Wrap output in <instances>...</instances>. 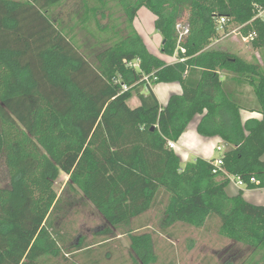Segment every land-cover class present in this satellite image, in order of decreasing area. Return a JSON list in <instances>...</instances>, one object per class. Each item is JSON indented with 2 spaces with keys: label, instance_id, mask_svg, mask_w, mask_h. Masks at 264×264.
I'll list each match as a JSON object with an SVG mask.
<instances>
[{
  "label": "trees",
  "instance_id": "16d2710c",
  "mask_svg": "<svg viewBox=\"0 0 264 264\" xmlns=\"http://www.w3.org/2000/svg\"><path fill=\"white\" fill-rule=\"evenodd\" d=\"M117 1L126 31L117 23L102 27L98 7L86 0L84 28L106 45L92 62L51 17L62 0H0V161L10 180L0 186V264H52L62 254L57 218L64 194L54 188L61 172L69 175L66 190L102 214L105 236L164 203L165 228L178 222L206 228L212 220L219 225L218 217L223 235L264 248V205L246 200L242 190L228 193V174L264 186V64L210 46L220 37L219 17L227 16L247 23L243 32L255 31L251 43L264 50V19L252 20L264 0ZM143 6L156 16L161 52L185 49L177 61L152 53L136 29ZM185 19L189 33L178 47L177 25ZM159 82H179L183 93L164 106L152 88ZM245 82L254 106L238 93ZM134 96L139 104L132 107ZM241 109L263 118L243 122ZM197 115L201 135L230 146L222 155L227 174L213 172V159L184 164L170 148ZM130 234L135 263L153 262L152 234ZM91 245L76 250L87 253Z\"/></svg>",
  "mask_w": 264,
  "mask_h": 264
},
{
  "label": "rangeland",
  "instance_id": "374dc122",
  "mask_svg": "<svg viewBox=\"0 0 264 264\" xmlns=\"http://www.w3.org/2000/svg\"><path fill=\"white\" fill-rule=\"evenodd\" d=\"M85 3L86 0H62L52 10L51 17L63 30L74 37L89 59L96 62L97 54L106 45L102 41L98 42L94 39L90 32L84 28V23L81 20L86 14ZM89 4L98 7L97 18L102 27L117 23L120 29H126V17L122 6L117 0H110L106 7L101 6L96 0H89ZM155 20V14L149 8L143 6L138 11L134 25L145 40L149 50L157 56H161L160 48L163 37L156 29ZM185 22L186 19L181 20L179 23ZM97 26L99 24L97 25L94 19H91V27L95 30ZM237 26L238 24L235 23L230 29ZM106 35L102 34V39ZM244 35L245 33L242 30L239 36L236 37V34L233 33L217 43H211L210 46L227 49L249 62L263 65L264 50L254 46L251 42H243L242 36ZM177 46L180 47L178 42ZM180 52L185 53V49L179 51L178 48L176 50L175 54L171 56L173 62L180 57ZM244 87H246L247 96L249 95L250 99H253L252 86L245 82ZM249 97L248 100H250ZM248 100L245 103H249ZM129 103L134 107L139 101L134 96ZM175 141L178 143V140ZM223 145H225L226 150L230 148L228 143L224 144L221 141H219L217 147ZM173 150L175 151V149ZM220 154L222 153L218 151L217 157ZM187 162H184V164ZM2 164L0 161V186H9L10 180ZM68 180L69 175L61 172L54 185L58 195L64 194V201L58 211L57 229L61 230L65 242L60 243L62 254L52 259V264H90L89 261L93 260L92 264H136L132 257L130 232L134 234H152L157 255L156 259L150 264H264V248L254 251L251 246L235 242L223 235L220 232L221 222L218 217L219 225L216 220L210 221L211 217L206 228H195L182 222L165 228L162 224L164 203L156 209L149 210L137 219H133L129 225H123L114 230L115 236H105L101 232L105 229L107 223L102 214L90 201L82 198V194L75 196L67 191ZM104 239H107L106 242H103ZM82 242L85 245L92 244L89 248L90 252L85 253L89 251L88 248L76 250V246ZM138 264H142L141 261Z\"/></svg>",
  "mask_w": 264,
  "mask_h": 264
},
{
  "label": "crops",
  "instance_id": "0c3cea01",
  "mask_svg": "<svg viewBox=\"0 0 264 264\" xmlns=\"http://www.w3.org/2000/svg\"><path fill=\"white\" fill-rule=\"evenodd\" d=\"M161 49V48H160ZM160 58L164 59L168 63H172L173 57L168 56L161 52ZM152 88L157 94L159 101L162 105H166L169 101V98L173 94H182L183 89L181 84L179 83H159V84H152ZM244 85L238 89V93L241 98L246 101L248 100L249 95L245 92ZM253 99H249L248 102L251 105H255V97ZM137 97V96H136ZM138 99V97H137ZM139 101V99H138ZM139 104V103H138ZM137 104V105H138ZM136 105V106H137ZM242 120L245 122L248 119L256 118L262 119L263 114L255 109H241L240 111ZM203 115H197L188 125L187 129L181 135L178 140L177 147L174 148L175 152L181 157L182 162L193 161L196 158H204L206 160H211L217 157V144L219 141L226 144L227 142L224 141L220 136H212L206 137L197 132V125L199 124ZM225 146V145H224ZM226 150V149H225ZM221 155V154H220ZM264 159V156H263ZM233 186V187H232ZM240 190L243 191V196L249 202L258 205H264V186H259V184L252 183V185L248 186H238L234 183H231L228 187V193L230 195H236Z\"/></svg>",
  "mask_w": 264,
  "mask_h": 264
},
{
  "label": "built area",
  "instance_id": "2783aa9c",
  "mask_svg": "<svg viewBox=\"0 0 264 264\" xmlns=\"http://www.w3.org/2000/svg\"><path fill=\"white\" fill-rule=\"evenodd\" d=\"M256 18H262L264 19V9H259V11L255 14V16L253 17L252 20L256 19ZM231 19L227 16H221L218 19V26H217V30L220 34L219 38H216L212 43H217L219 41H221L222 39L230 36L231 34H236L239 36V34L241 33L242 29L246 26L247 23L244 24H238L237 27H234L232 29H230V27L235 24V23H231L230 21ZM251 20V21H252ZM178 28V36H177V42L179 44L180 47H182L183 42L185 41V38L187 37L188 33H189V27L187 26L186 23H178L177 25ZM257 36L255 31H251L248 34H245L244 36H242V41L246 42V43H250L252 42L255 37ZM184 49V48H181ZM138 62L135 63H130V65L136 66ZM145 80H147L149 82V77L145 76ZM170 148L174 149L177 147V143L176 141H170L169 143ZM217 151H219L220 153H222L219 157L214 158L213 159V165H214V169L213 172L214 173H218V172H224L226 173L225 169L223 168V158L222 155L225 152V146H218L217 147ZM227 174V173H226ZM229 179L231 180V183H234L238 186H245L244 181L234 175L228 174ZM251 182H255L258 183L259 181L256 178H251Z\"/></svg>",
  "mask_w": 264,
  "mask_h": 264
}]
</instances>
